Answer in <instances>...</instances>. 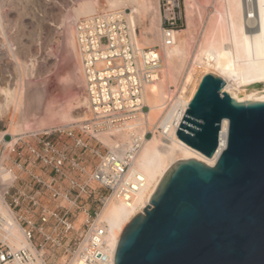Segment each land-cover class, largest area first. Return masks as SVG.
I'll list each match as a JSON object with an SVG mask.
<instances>
[{
  "label": "built area",
  "instance_id": "obj_1",
  "mask_svg": "<svg viewBox=\"0 0 264 264\" xmlns=\"http://www.w3.org/2000/svg\"><path fill=\"white\" fill-rule=\"evenodd\" d=\"M158 8L162 43L171 45L173 32L184 26L183 0H158ZM128 12L98 11L74 22L91 125L25 129L9 140L2 136L0 164L13 174L3 198L30 247L11 252L0 239V264H54L56 254H66L59 264H113L116 246L107 240L105 226L96 224L98 212L110 198L132 200L144 185L141 173L131 169L143 140L153 130L169 136L173 126L172 120L164 125L160 119L142 136L132 134L112 148L93 133L124 129L137 110L147 112L145 88L162 64L158 47L137 46ZM171 89L163 116L172 107L183 111ZM80 214L84 219L76 226Z\"/></svg>",
  "mask_w": 264,
  "mask_h": 264
},
{
  "label": "bare ground",
  "instance_id": "obj_2",
  "mask_svg": "<svg viewBox=\"0 0 264 264\" xmlns=\"http://www.w3.org/2000/svg\"><path fill=\"white\" fill-rule=\"evenodd\" d=\"M104 1L107 8L101 6L98 0L73 2L71 11L68 10V15L66 13V17L63 16V22H67L65 24L62 22L63 42L62 40L60 42L63 43L64 52L70 59L65 57V53H63L64 57L72 62L67 73L61 76V82L64 87L70 85L68 89H71L73 84L76 85L75 87L80 86L82 90L77 92L82 93L73 95L72 91L71 95H67L65 99L56 100L55 97L54 100L50 97L51 99L43 100L45 102L43 103L41 87L31 85L34 87L32 88L30 84L33 83L29 80L23 83L22 80L16 81L13 86L0 88V116L11 115L10 119L15 118V121L12 120L10 123L12 135L23 132L25 123H30V131L72 124H78L84 128L91 125L93 110L88 96L84 93L83 67L73 21L81 16L92 15L99 10L129 9L127 16L132 28H136L137 46L139 48L158 47L162 64L156 73L155 81L145 88L143 102L148 106V111L137 110L124 129L93 131V133L103 144L112 148L128 142L132 134L142 136L148 127L157 124L156 122L160 119L164 125L172 120L173 126L169 136L157 134L153 130L151 137L143 140L131 169L141 173L144 185L134 194L132 200L110 198L98 212L95 222L105 226L107 240L115 247L124 227L149 204L151 193L169 166L181 158H195L213 165L224 149L228 135V121L225 118L220 124L217 150L211 158L205 157L182 142L176 134L202 76L206 73L220 76L225 82L224 90L237 100L264 93V0H202V4L205 3L204 8L207 9V12L203 11L204 14L206 13L205 16H202V4L200 5L197 0H183L185 25L173 32L174 41L171 45L162 43L158 0ZM209 7H211L210 10H208ZM139 21L144 24L138 29ZM3 23L0 20V34L4 32ZM58 31L60 33V29ZM189 54L191 57L187 61ZM12 56L17 60L16 53L13 52ZM36 61L37 58L33 53L28 54L27 60H22L27 76H35L32 69ZM50 71V68H45V73ZM181 77L182 84L175 87ZM172 86L177 92L178 102L184 105L183 111L178 112L177 109L174 112L172 107L163 116L161 112L172 92ZM145 122H148V126ZM3 134L0 132V140ZM5 175L8 176L5 177ZM12 178V173L0 166V215L3 217V221L0 222V239L10 246L11 252H15L20 248L30 247V244L3 198V187L7 186ZM62 262H65V257Z\"/></svg>",
  "mask_w": 264,
  "mask_h": 264
},
{
  "label": "water",
  "instance_id": "obj_3",
  "mask_svg": "<svg viewBox=\"0 0 264 264\" xmlns=\"http://www.w3.org/2000/svg\"><path fill=\"white\" fill-rule=\"evenodd\" d=\"M212 73L200 79L177 128L213 165L181 158L122 230L113 264H264V93L237 100Z\"/></svg>",
  "mask_w": 264,
  "mask_h": 264
},
{
  "label": "rangeland",
  "instance_id": "obj_4",
  "mask_svg": "<svg viewBox=\"0 0 264 264\" xmlns=\"http://www.w3.org/2000/svg\"><path fill=\"white\" fill-rule=\"evenodd\" d=\"M76 1L79 0H0V5H1L0 17L2 18V19L0 18V20H2V23L4 22L2 24L4 26L2 27L6 28V29L5 28L2 29L4 31L3 34H5V36L3 34H0V40H1L0 41V88L13 86V84H15L16 81L21 82L22 80V83L25 80L32 81L31 83L33 84H30V86L34 85V87L36 86L42 88L41 91H43L42 93L43 103H45L44 102L45 100L51 99L50 97H52L53 99L56 97L57 98L56 100L65 99L67 95L68 96L71 95L72 91H73L72 93L73 95L74 93L75 94L82 93L81 91L77 92L79 90H82L80 86L75 87L76 85L74 86L73 84V86L71 85L70 87L71 89H68L70 85L68 87H64V84L62 85L61 82L62 81L61 76L67 73L66 71H68L69 67H71L70 62H72V60L68 61V59L70 58L64 52L65 48L63 49L64 46L62 45L63 44L62 28H64V25L62 24L64 20L63 16L66 17V13L68 15V10L71 11V6L74 4L73 2ZM197 1L199 4L200 3L202 4V0H197ZM98 2L100 3L101 6L107 8V6L105 5L106 2L104 0H98ZM201 6L203 7V8L201 7V11L205 12L206 10L207 12V9L204 8L205 3L204 5L202 4ZM122 9L129 10L128 8H122ZM210 9L211 7L208 8V10ZM204 12L202 13V16L203 15L205 16L206 13L204 14ZM183 13H184L183 25H185L186 17H185L184 5H183ZM195 16L197 17V15ZM196 19L194 20L196 21ZM75 21H73V23ZM143 24L144 23L140 22V24H138V29ZM59 29L62 35L58 33ZM15 35L17 36L14 37ZM4 38H6L7 40ZM10 38L14 40L12 41V39L10 40ZM61 40L62 42H60ZM13 52L16 53V55L18 56L17 60L12 56ZM29 53L35 54V57L37 58L34 69H32V72L35 76H31V77L27 76V70L24 69V67L22 66V60H27ZM63 53H65L66 55ZM64 55L65 57H68V59L65 58ZM190 57L191 55L189 54L187 61L190 60ZM46 67L51 69L49 73H45ZM59 78H61V80H59ZM182 79L183 78L181 77L176 82L178 84L175 85V87L178 86L179 84H182ZM261 87H263V85ZM74 90L76 91L74 92ZM9 116L11 115L0 116V132L4 133L2 136L5 135L4 137L6 140H9L10 136L12 135L10 133L11 132L10 123H12V120L15 121V118L10 119ZM24 126H25L24 129H30L31 125L30 123H25ZM103 145L106 146L105 144ZM3 164H7V162L3 161ZM7 165H9V163ZM7 176L8 175H5V177ZM83 219L84 216L80 214L76 222V226H78L79 223L83 221ZM64 257L66 258V254H56L55 256L52 257L51 262L54 264L63 263L62 259H64ZM49 258H51V256H49Z\"/></svg>",
  "mask_w": 264,
  "mask_h": 264
}]
</instances>
